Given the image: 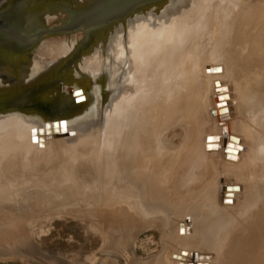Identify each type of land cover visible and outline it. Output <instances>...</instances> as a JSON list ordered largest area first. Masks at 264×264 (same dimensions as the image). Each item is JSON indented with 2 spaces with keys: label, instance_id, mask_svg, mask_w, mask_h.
Here are the masks:
<instances>
[{
  "label": "rangeland",
  "instance_id": "rangeland-1",
  "mask_svg": "<svg viewBox=\"0 0 264 264\" xmlns=\"http://www.w3.org/2000/svg\"><path fill=\"white\" fill-rule=\"evenodd\" d=\"M263 1L232 0L233 7L227 0H162L140 7L139 11L153 10L150 16L157 12L155 18L164 29L167 26L165 32L186 26L188 35L180 45L201 56L197 65L182 66L170 96L160 94L157 108L150 105L141 117L133 114L128 121L134 103L132 108V103L124 106V121L117 124L114 137L134 136L136 146L145 145L149 155L145 165L123 167L113 154L91 160L87 156L92 150L84 145L56 147L70 132L50 125L40 133L43 148L11 143L8 150L5 145L2 149L5 141L0 142V264H236L232 256L244 252L247 241L242 232L257 228L254 224L264 214V155L258 151L264 149V68L254 64L264 53ZM242 2L243 12H238ZM181 3L196 12L175 20L176 15L167 16L171 5ZM209 5L214 12L204 21L201 15ZM66 18L65 13L54 14L45 29L57 30ZM124 21L113 24L115 34L123 33ZM200 26H206V35L197 40L191 33ZM81 39L82 33L43 36L30 52L31 65L37 69L33 76L60 57L64 41ZM254 41L257 50L252 49ZM95 56L83 58V65ZM187 56L190 61L193 55ZM206 66L213 71L205 73ZM122 75L119 72L115 79L114 99L123 93ZM31 77L26 75L23 83L31 82ZM217 84L226 85L228 89H216L230 94V120L221 121L226 120L229 134L244 143L245 155L234 157L237 167L234 158L224 154L231 147L223 143L225 133L214 119L221 114L213 115L218 108L212 111L210 97ZM55 87L51 95L66 93L67 84ZM216 89V95L227 92ZM165 91L169 93V88ZM212 134L219 145L209 149L206 139ZM253 150L257 165L249 161L244 175L238 167ZM144 153L146 149L133 150L130 160ZM137 170L144 176L134 179L132 172ZM227 184L240 185L241 194L223 192ZM116 190L133 193L120 200ZM144 197L142 211L128 210L126 205ZM259 245L255 259L264 264V237Z\"/></svg>",
  "mask_w": 264,
  "mask_h": 264
},
{
  "label": "bare ground",
  "instance_id": "bare-ground-1",
  "mask_svg": "<svg viewBox=\"0 0 264 264\" xmlns=\"http://www.w3.org/2000/svg\"><path fill=\"white\" fill-rule=\"evenodd\" d=\"M61 1L62 0L58 1V4ZM98 1L99 0H76L75 2V0H63L62 6L55 5L56 6L55 8H58V7L61 8L60 12L57 11L56 14L62 13V12H65V14H67V18L64 20L63 25H65L67 22H71L72 19L73 21H76L81 18L85 19L91 16L94 19L97 15H102V12L105 11L107 8H109L106 4L105 5L101 4V2L98 4V6H96L95 8H92L94 7L95 3H97ZM126 1L127 0H125V3ZM227 1L232 2V0H227ZM252 2L256 4L254 0H252ZM243 3L244 2H242V5L240 6V8L237 9L238 12H243V11H240L243 8ZM112 5H115L114 7L118 8L124 5V0H115V2L112 3ZM184 5L186 6V3H181L179 5H174V4L171 5L172 6L170 8L171 11L167 12V16H172L173 14L176 15L174 20L181 15L183 16V14H186L189 11V9L187 10V8L182 7ZM227 6H229V3L227 4ZM261 6H262L261 17L263 18L262 22H264V1L261 4ZM87 8H89L91 12L87 13L86 15H83L86 12L85 10ZM206 8L207 9L204 10L201 15L203 16L204 21H206V18L209 19V16H211V12H214V9L210 5L207 6ZM229 8H228V11H229ZM52 9L53 8H51L50 10ZM139 9L140 7L135 9L136 13L134 14V17L130 19H125L124 21L123 19L126 18L128 16L127 15L123 19H121L122 21H124V24H123L124 26L122 27L123 33L120 35L115 34V30L112 27L116 21L108 24V26H100L99 24L100 26L99 27L98 23H96L97 21L91 18L92 20H90V22L96 23L95 27H99V28H93L92 29L93 31L92 30L89 31L90 29L83 30L84 35L82 33V39L79 40L78 42H85L86 34L90 36L96 33L94 36V38H96L95 42L93 45H91L88 48L84 49V47L86 46L82 48L86 56L82 58L80 57L81 60L79 58L78 59L79 61L78 60L76 61L77 62L75 65L76 68L73 69L74 72L69 71L68 73V77L74 76L75 73H77V74H81L85 76V79L84 80L78 79V81L76 82H72L69 79H65V84H67V88H65L66 93L58 94L57 97L55 95H51L50 93L49 94H38L36 97V100L45 101L43 103L47 105L46 108L48 107L49 109V107L53 106L57 110L56 112L53 113V116H50L45 119H41V122H39L40 121L39 118L27 120L21 116L20 117L6 116L4 118H0V141L2 142L5 141V144H9V143L10 144L11 143L20 144V145L26 144V146H29V147L40 146V148L41 147L43 148L44 144L42 143V136L40 133L41 131H43L46 125L52 126V123L54 122L56 123V126L54 127H57L60 129H66L70 132L69 137L66 140H63V142L60 144L54 145L56 147H63V148L68 147L69 149L72 147V145H77V147H81L84 145V146H88L86 148L87 150L88 149L92 150L91 156H87V158L89 157L91 158V160H94L95 157H102L104 154L105 155L113 154L117 157H120L123 163V167L131 168L132 166H135L138 164L145 165L149 159V158H146V157H149V155L147 154L148 151L145 145L142 148H139L140 144L139 145L137 144L138 146H136V144H134L132 141L134 139V136H130L128 140H127L128 137L127 138L125 137L124 139H116L114 137L118 129L117 124L121 120L124 121L123 115H122L124 111V106L126 104L134 103L132 101L133 91H135L136 89L143 88V82H144L143 73L145 74V72L150 68V66H152V70H154V68L157 67V64H154V63L157 62V60L160 58V55H163V56L169 55V57H173L175 55H189L190 57V55H193L192 59L190 58L191 62L189 60H186L185 59L186 57L185 58L183 57L184 58L183 60L186 63L191 64L192 66L195 63L197 65V61H201L200 59L201 56L199 55L197 56V54H192L193 52L187 48L184 51L183 44L180 45L182 43L181 39L188 35V31H186L187 28H185L186 26L184 28L180 26L181 29L175 28V30H172L169 27L167 31L165 32V29L167 26L164 29V26H163L164 24L163 23L160 24V21H157V19L155 18L157 12H153L154 15L150 16L149 14L152 13L153 10L139 11ZM258 9L260 8H258V5H256V10ZM191 10H192L191 12L189 11L190 15L196 12V9H191ZM132 12H134V10ZM50 16L48 15L47 18L49 19ZM47 18H43V19L41 18L40 23L42 25L43 23L45 24V22L48 20ZM216 20L217 19H215L214 21ZM243 24L244 26L246 25V23H243ZM216 26H218V24ZM201 27L202 26H200V28L197 27L196 30H194L191 33L193 34L191 36H193L194 39L198 40V38H200L202 40V38H204V36L206 35L205 34L206 29H207L206 26L204 28H201ZM262 29L264 30V26ZM162 32H165L164 36H166L163 38V40L162 38H160V35H162ZM174 34L178 38L177 37L171 38ZM78 42L71 43L68 40L64 41L62 50L61 52H59L60 57L56 59L55 61H51L48 63V65L51 64L50 70H48L49 68L46 70V67L48 66L45 65L39 70L38 77H34L33 76L34 72L35 70H37L35 69L36 67L28 66L29 67L28 74L32 75L30 79L31 82H29L28 84H25V83L23 84V80H24V77H23V80L18 79L15 82L18 85L20 84L22 85L10 88L9 90H6L4 92H7V91H18L19 92L23 87L31 86V84L37 83L38 79H41L42 77L43 78L47 77L48 74L51 73V69H52V74H53L56 70H58L60 66H62L63 61L68 56V53H70L76 47V44H78ZM253 43L255 44V47L254 48L251 47V48L257 50L256 48L257 42L254 41ZM168 44L170 45L167 46ZM260 50H262V48ZM92 55H97V56H95L94 59H91L90 63H88L87 65H83L82 59L83 58L90 59ZM259 57L260 58H258V60L254 61V64L255 66H257V68L263 69L264 68V53L262 55L260 54ZM6 66L7 65L4 62L3 63L0 62V72L3 71L4 74H8L10 76L12 74L11 71H9L8 69L4 70ZM135 70L137 71L136 74L134 72ZM207 70H212V67L210 68V66L209 67L206 66L204 68L205 73L206 72L209 73V71ZM119 72L123 73L122 75L123 93L118 98L114 99L113 96L116 92V88L114 87L115 86L114 80L116 79ZM18 77H20V75H18ZM12 83L13 82H11L10 85ZM157 86H158V82L156 83V87ZM130 87H132L133 89L132 93L128 92ZM156 87H154V89ZM221 87H226V89H228V87L224 84L223 85L220 84L216 87L214 86L212 89V96L210 97V101L212 102L211 106H212L213 112L215 111V108H218L213 113V115L221 114L219 115V117L214 116L215 117L214 119L225 133L224 134L225 136H223L224 137L223 143L225 145L227 143L226 147L227 146L231 147V150L229 152L227 150H229L230 148L228 149L225 148L226 153L224 154L232 159L234 157L238 158L239 156L243 157V155H245L244 154L245 148H244V143L242 142V139L235 134H229V132L227 131L228 129V126L226 124L227 121L226 120L221 121L223 118L225 119L226 117H228L230 120V112L228 108V103L230 101V94H229V91L224 88L216 89V88H221ZM215 89L217 90V92H222V91H227V92L217 93L216 95L214 93ZM76 91H80L81 94L72 95V93L73 92L75 93ZM220 96H224V97L218 99V97ZM61 104L63 105L62 107H61ZM219 110L221 112H219ZM40 123L42 125H40ZM14 124L19 125L20 127L14 126ZM34 131H36V134ZM33 135H35V137ZM206 141H208L209 143V149L211 146L215 147V145L217 146L219 145V138L214 134L210 135L209 138L206 139ZM144 149H146V153L142 154L135 161L130 160L131 155H133V150L143 151ZM258 149H259L258 151L262 155H264V149L262 147H259ZM77 151H79V149ZM251 154H252L251 156H248L249 155V152H248V155H247L248 157L246 158V161H243L242 164H240L238 167L239 171L244 175H245L244 171H246V168L249 167V161L252 160V163L254 165H257L255 150H253ZM87 158H84V159L87 160ZM235 158L233 159L234 161L232 162V164L236 161ZM77 160L80 161L81 159H77ZM100 162L101 160L97 161V163H100ZM132 176L134 177V179H136L144 175L142 173H139V171L137 170L135 172H132ZM238 189L239 191L236 192L238 194H236L235 192L234 193L231 192V191H237ZM241 190H242L241 186L238 184H227L223 186L222 188L223 192L231 193L234 196L240 195ZM132 193H133L132 191H124V190L115 191V194L119 196L117 197V199H120V200H122L124 196L125 197L130 196ZM144 199L145 197L141 198V202L131 203V204L126 205L128 210L129 211H142L144 203H145ZM143 212L148 214V212L146 211H143ZM260 216L262 217L259 218L254 224L257 226V228H254V229L251 227L246 228L244 229V232H242L245 234V238L247 241H246V245L242 246L243 249H245L244 252L241 253L240 251V254L238 253L237 255L232 256L233 258L237 259L236 264H260L261 263V262L259 263V261L255 259L257 255L259 254V250H260L259 239L260 237H264V225L262 226L263 228L260 226V224L263 223L262 221L264 219V214ZM10 237L12 236L10 235ZM228 243H229V240H228ZM261 253H264V250ZM248 258H251V261L249 263L248 261L245 262V260H247Z\"/></svg>",
  "mask_w": 264,
  "mask_h": 264
},
{
  "label": "water",
  "instance_id": "water-1",
  "mask_svg": "<svg viewBox=\"0 0 264 264\" xmlns=\"http://www.w3.org/2000/svg\"><path fill=\"white\" fill-rule=\"evenodd\" d=\"M58 1L0 0V62H4L7 65L4 70L8 69L12 73L9 76L8 74H4L3 71L0 72V118H4L6 116H21L27 120L39 118L41 121V119L53 116V113L57 110L53 106L49 107V109L48 107L46 108L47 105L43 103L45 101L36 100L37 95L52 94L54 88H57L55 86L58 85L59 82L65 83V79H69L72 82H76L78 79H85V76L77 73H75L74 76L68 77V73L69 71L74 72L73 69L76 68V61L80 57L82 58L86 56L82 48L86 46L84 47L85 49L94 44L96 39L94 36L96 33L90 36L86 34V41L78 42L76 47L68 53L67 58L62 63V66H60L53 74L51 69V73H49L47 77L38 79L37 83L31 84V86L23 87L19 92H4L10 88L22 85H18L15 82L18 79L23 80V77L29 73V67H33V65H31L33 61L30 58V52L43 36L64 34L75 35L77 33H80L81 35V33L84 32L83 30L90 29L89 31H91L93 28L108 26V24L114 21L123 19L133 10L144 5L154 4L160 0H127L126 3L124 0V5L118 8H115V5H112L115 0H99L92 8L98 6L100 2L101 4H106L109 8L103 11L102 15H97L94 19L92 16L85 19L81 18L76 21H73L72 19L71 22H67L57 30H47L45 29L46 23H43L42 25L40 23V19L47 18L48 15L53 16L57 11L60 12L61 8L55 7L57 5L62 6L63 0L59 4ZM51 8L53 9L50 10ZM89 8L85 10L86 12L83 15L91 12ZM63 13L65 12H62V14ZM91 18L96 20V23H98V26L100 24V26L95 27L96 23L90 22V20H92ZM183 57H187V55H175L173 57H169V55H160V58L154 63L157 64V67L152 70V66H150L145 74L143 73V88L136 89L135 91H133L132 87L129 88L128 92L132 93L133 91L132 101L134 102L135 108L133 110L129 109L126 120L129 121L132 117H135L133 114L141 117L144 111H148V107H150V105H156L157 108L158 99L162 101V95L160 94L165 93L166 97L170 96L171 87L177 84L176 82L178 76H180V74L182 75V66L186 64ZM47 66L46 70L48 68V70H50L51 65ZM207 71L212 72L213 70ZM18 75H20V77H18ZM114 81V87L117 92V83L116 80ZM11 82L13 83L10 85ZM157 82L158 86L156 87ZM216 86H218V84ZM154 87L156 88L154 89ZM167 88H169V93L165 91ZM121 91H123V88ZM76 92H73L72 95L81 94L80 91ZM61 93L63 94V92H60V94ZM62 106L63 105L61 104V107ZM132 107L133 103L131 108ZM219 112L221 111L219 110ZM53 126H56V123L53 122L52 127ZM0 142L3 143L2 141ZM4 145L6 149H12L10 143L3 144L2 149L4 148Z\"/></svg>",
  "mask_w": 264,
  "mask_h": 264
}]
</instances>
